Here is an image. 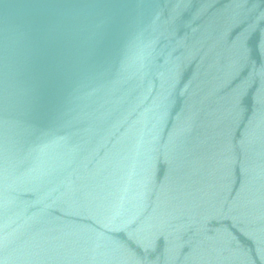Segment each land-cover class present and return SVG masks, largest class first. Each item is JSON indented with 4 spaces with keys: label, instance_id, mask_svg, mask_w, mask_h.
Returning <instances> with one entry per match:
<instances>
[{
    "label": "water",
    "instance_id": "water-1",
    "mask_svg": "<svg viewBox=\"0 0 264 264\" xmlns=\"http://www.w3.org/2000/svg\"><path fill=\"white\" fill-rule=\"evenodd\" d=\"M0 264H264V0H0Z\"/></svg>",
    "mask_w": 264,
    "mask_h": 264
}]
</instances>
